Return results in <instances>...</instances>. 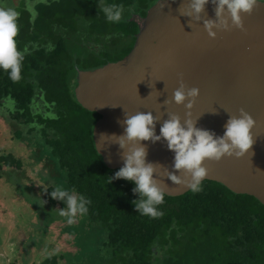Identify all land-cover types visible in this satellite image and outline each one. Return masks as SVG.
I'll use <instances>...</instances> for the list:
<instances>
[{"label":"trees","instance_id":"1","mask_svg":"<svg viewBox=\"0 0 264 264\" xmlns=\"http://www.w3.org/2000/svg\"><path fill=\"white\" fill-rule=\"evenodd\" d=\"M159 1L58 0L37 7L32 22L26 4L12 6L13 0H8L9 7L20 13L17 48L22 51L27 46L29 53L24 56L19 81L13 82L7 72L0 71V118L19 128L13 131L17 138L33 136L31 157L34 164H44L36 174L45 186L40 198L24 182L25 159L0 149V180L5 178L1 186H16L6 183L7 174L22 175L13 193L21 196L25 191L26 201L31 195L46 201L41 210L31 202L33 213L49 217L43 222L46 227L57 215L67 221L60 214L66 204L50 196L57 187L88 198L87 214L79 215V222L66 230L74 227L75 234L84 236L102 264H264V205L256 197L203 180L199 192L165 194L159 206L163 215L150 218L138 213L132 203L138 198L133 182L112 179L109 183L120 168L107 167L96 150L93 128L100 115L76 99L77 74L125 57L139 32L133 18L146 17ZM107 6L121 11L119 22L107 20ZM62 19L65 26L55 29ZM78 19L91 26L83 30L85 54L68 42L79 31ZM97 44L99 48L93 46ZM49 45L54 50L49 51ZM9 100L15 104L13 109L8 108ZM96 233L104 236L100 248L95 247ZM67 255L52 254L39 264H59ZM68 264L73 263L69 260Z\"/></svg>","mask_w":264,"mask_h":264},{"label":"water","instance_id":"2","mask_svg":"<svg viewBox=\"0 0 264 264\" xmlns=\"http://www.w3.org/2000/svg\"><path fill=\"white\" fill-rule=\"evenodd\" d=\"M188 4L189 0H161L146 17H134L139 32L132 50L117 62L78 71L75 97L100 115L93 137L107 167H123L125 153L144 147L145 163L154 166V179L170 196L190 190L169 178L173 174L187 179L174 169V152L163 138L129 142L121 148L118 138L124 135L126 114L151 113L155 136L176 115L182 126L191 121L195 128L221 137L229 116H238L243 109L255 121L252 147L240 158L205 160L203 180L252 195L264 205V5L242 14L244 30L232 28L210 38L204 22L217 20L214 0L205 5L199 19L181 14L182 7L190 11ZM181 81L186 88L199 89L191 108L172 102Z\"/></svg>","mask_w":264,"mask_h":264},{"label":"clouds","instance_id":"3","mask_svg":"<svg viewBox=\"0 0 264 264\" xmlns=\"http://www.w3.org/2000/svg\"><path fill=\"white\" fill-rule=\"evenodd\" d=\"M175 2V0H173ZM209 0H189L188 8L180 10L183 15H195L204 10ZM216 4L217 20L204 22V29L210 38H215L217 32L230 31L232 28L244 30L242 14H251L261 5L264 0H214ZM30 19L35 21L37 12L32 5L27 6ZM107 20L116 23L121 20V11L112 8L105 9ZM20 13L15 8L0 7V71L7 72L13 82L21 79L22 62L24 56L29 53L27 46L21 51L17 48L16 36L19 31L18 19ZM48 50H54L53 45ZM199 95V89L186 88L181 81L179 87L172 93V102L176 105H184L191 108ZM187 102V103H186ZM55 118V117H53ZM155 118L151 113L137 112L134 115L126 114L124 121L125 131L118 138L121 148L129 142L159 140L167 141L169 150L174 152V169L182 171L187 179H181L177 175L169 174V178L176 184L184 183L193 192L202 190L201 181L207 175V169L203 166L205 160L219 161L225 156H244L253 144L251 129L255 121L243 109L239 115H230L225 124L223 136L215 137L213 133L204 129L195 128L191 121H186L182 126L180 118L176 115L170 116L161 129L160 136L154 135ZM146 150L144 147H135L125 153V163L112 179H124L135 184L133 193L137 199L132 203L138 213L150 218H158L163 215L160 205L164 203L165 192L154 179L155 168L151 163H145ZM50 196L66 204V208L60 210V214L72 224L77 215H85L91 201L83 195L76 194L57 187ZM44 205L46 201L41 200Z\"/></svg>","mask_w":264,"mask_h":264},{"label":"rangeland","instance_id":"4","mask_svg":"<svg viewBox=\"0 0 264 264\" xmlns=\"http://www.w3.org/2000/svg\"><path fill=\"white\" fill-rule=\"evenodd\" d=\"M55 1L58 0H21L20 4H26L27 6L32 5L36 9L44 4H54L56 3ZM10 4L15 6L18 5L19 2L13 1ZM157 4L155 5L156 7H158ZM0 6L9 7L8 0H0ZM108 8L110 7L107 6L106 9ZM60 22V25H54L55 29L62 30V25L65 26L63 24V19ZM76 26L79 28V31L75 36H69L68 42L72 49L74 48L75 51L79 50L80 53L85 54L87 48L83 47L84 44H82L81 41L87 38V35L84 33L86 31L83 30L91 26L83 25L82 19H78V24L76 23ZM100 45L101 47L105 46L104 43ZM100 45L97 44L93 46L99 48ZM14 107V102L9 100L8 108L13 109ZM14 127H17L14 123H6L0 118V149L2 151L6 150L7 153H16L25 159L23 160L22 168L24 182L31 185L35 193L41 198L44 191L42 187L45 186V183L36 173L44 168V164L43 162L33 163L35 159L31 156L34 150L30 148L33 145V136L23 135L21 138H17L13 132ZM17 129L19 128L17 127ZM7 176L6 183L13 182L16 186L20 183L22 178V175L19 176V174L16 173L12 176L11 174H7ZM2 183H5V178L0 180V244L3 245V250L8 252L9 258L7 259H9L10 264H39L45 257L52 254H55L56 257L62 254H71L70 258H68L67 255L66 259L64 258L59 261V264H68L69 260L73 264H75V262L76 264H102V262L99 263L98 259L95 257V248L91 247V244L86 242L85 239H82L84 236L80 237L79 234H75L76 230L74 227L71 232L66 230L71 224L64 221L60 215L55 216L54 213L52 216L55 217H53L49 225L46 227L43 224L49 217L46 214L38 216L40 214L37 215L33 213L37 205H39V210L45 205L42 204L39 197L31 195V199L26 201L23 198L25 191L22 192L23 195L20 196L16 192L13 193L16 186L14 187L12 183L1 186ZM27 194L28 198L30 192ZM31 202H35V207L31 206ZM79 219L80 216L78 214L73 223L77 224ZM68 225L70 226L66 228ZM76 227L77 229H84L82 225H76ZM69 229L72 230V228ZM76 236L79 237L77 238ZM94 236H98L95 237L94 240L95 247L100 248L104 236L101 233H96ZM8 237L12 238L7 240ZM4 239L6 241H4ZM14 250H16V254ZM27 251L29 252L27 253ZM0 264H7V261L0 258Z\"/></svg>","mask_w":264,"mask_h":264},{"label":"crops","instance_id":"5","mask_svg":"<svg viewBox=\"0 0 264 264\" xmlns=\"http://www.w3.org/2000/svg\"><path fill=\"white\" fill-rule=\"evenodd\" d=\"M13 1H15V2H19V4H20V0H18V1H16V0H13ZM18 4V5H19ZM10 238H12V237H8L7 238V240L8 239H10ZM4 241H6L5 239H4ZM3 245L2 244H0V248L2 247ZM2 249H3V247H2ZM18 251V250H17ZM14 253L16 254V250H14ZM17 255H18V253H17ZM19 256V255H18ZM0 258L2 259H5V261H7V264H9V259H7V258H9V256H8V252H6L5 250H4V252H0Z\"/></svg>","mask_w":264,"mask_h":264}]
</instances>
